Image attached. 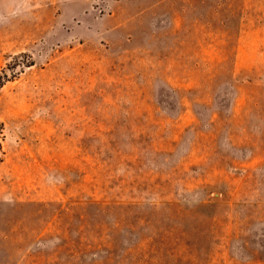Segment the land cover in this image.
<instances>
[{
	"label": "rangeland",
	"instance_id": "1",
	"mask_svg": "<svg viewBox=\"0 0 264 264\" xmlns=\"http://www.w3.org/2000/svg\"><path fill=\"white\" fill-rule=\"evenodd\" d=\"M0 264H264V0H6Z\"/></svg>",
	"mask_w": 264,
	"mask_h": 264
},
{
	"label": "crops",
	"instance_id": "2",
	"mask_svg": "<svg viewBox=\"0 0 264 264\" xmlns=\"http://www.w3.org/2000/svg\"><path fill=\"white\" fill-rule=\"evenodd\" d=\"M6 7H7L6 0H0V14L5 12Z\"/></svg>",
	"mask_w": 264,
	"mask_h": 264
}]
</instances>
